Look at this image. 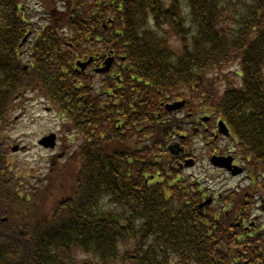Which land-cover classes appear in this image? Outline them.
<instances>
[{
	"label": "trees",
	"instance_id": "1",
	"mask_svg": "<svg viewBox=\"0 0 264 264\" xmlns=\"http://www.w3.org/2000/svg\"><path fill=\"white\" fill-rule=\"evenodd\" d=\"M38 1L39 28L0 0V264H264V218L243 215L264 195V0ZM178 97L229 122L252 181L228 212L177 176ZM32 100L60 119L39 180L7 133Z\"/></svg>",
	"mask_w": 264,
	"mask_h": 264
},
{
	"label": "rangeland",
	"instance_id": "2",
	"mask_svg": "<svg viewBox=\"0 0 264 264\" xmlns=\"http://www.w3.org/2000/svg\"><path fill=\"white\" fill-rule=\"evenodd\" d=\"M29 8L31 12L35 15L34 19L42 23L44 16L41 13V9L38 4V0H28ZM30 11V10H29ZM17 112L15 115H20ZM60 119L49 109V107L42 103L30 102L26 106L25 112L20 115L13 125L8 130V134L11 139V146H17L16 151L10 152L11 161H17L23 169H27L34 179L39 180L42 173L48 170L50 159L56 155L59 151L58 149L50 150L45 149L38 145V139L49 132H56L59 129ZM191 138L190 140H193ZM202 141L201 135L191 145L195 147V153L193 154L195 158V165L186 169L185 173H193L194 175L207 176V174H212L213 170L209 165V153L207 150H202L200 148ZM218 141L222 145L226 143L225 140ZM59 147L61 141L58 139ZM219 147H224L218 145ZM211 150V149H210ZM31 176V179H32ZM247 180H245V174L237 177H231L227 172L215 173L214 179L207 178V186L211 188L213 193H229L233 190H237L235 187H243ZM262 203H258V208L253 210L252 216L260 215L262 212L259 207Z\"/></svg>",
	"mask_w": 264,
	"mask_h": 264
},
{
	"label": "water",
	"instance_id": "3",
	"mask_svg": "<svg viewBox=\"0 0 264 264\" xmlns=\"http://www.w3.org/2000/svg\"><path fill=\"white\" fill-rule=\"evenodd\" d=\"M183 103H184L183 101H181V102H174L170 106H168V108H171V109L174 108V109H176V108H179L180 106H182ZM219 127H220L221 132H224V133L226 132L225 131V127H224V125H223L222 122L219 123ZM38 143L40 145L44 146V147H47V148H54L55 145H56V134L55 133H50L48 135H45L44 137H42L38 141ZM211 161H212V163L214 165H218V166H222V167H224V166H227L228 167V162H229L228 159L223 160V158L212 157ZM234 168L236 170H232V173L233 174H237L240 171H242V169L240 167H238V166H234ZM229 169H231V167Z\"/></svg>",
	"mask_w": 264,
	"mask_h": 264
},
{
	"label": "flooded vegetation",
	"instance_id": "4",
	"mask_svg": "<svg viewBox=\"0 0 264 264\" xmlns=\"http://www.w3.org/2000/svg\"><path fill=\"white\" fill-rule=\"evenodd\" d=\"M97 59H95V60H93L92 62H91V64L90 65H92V66H94L95 67V69L96 70H98V68H100L101 67V64H99L97 61H96ZM89 65V66H90ZM210 122V120H207L205 123H202L205 127H204V131L205 132H208L209 131V127L207 126V124ZM211 132H212V135L214 136V137H217V134L215 133V129H211ZM178 159H179V161L180 160H185V158H180V157H178ZM233 163H236V161H234Z\"/></svg>",
	"mask_w": 264,
	"mask_h": 264
}]
</instances>
